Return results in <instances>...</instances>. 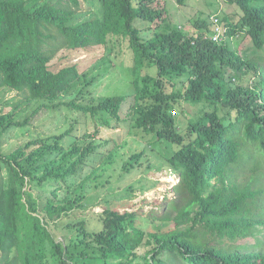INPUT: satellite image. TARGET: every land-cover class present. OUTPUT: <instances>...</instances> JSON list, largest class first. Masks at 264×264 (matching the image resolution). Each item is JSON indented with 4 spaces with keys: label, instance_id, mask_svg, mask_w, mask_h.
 I'll return each mask as SVG.
<instances>
[{
    "label": "trees",
    "instance_id": "16d2710c",
    "mask_svg": "<svg viewBox=\"0 0 264 264\" xmlns=\"http://www.w3.org/2000/svg\"><path fill=\"white\" fill-rule=\"evenodd\" d=\"M160 1L98 0L95 18L75 22L79 0H0V93L15 91L26 102L58 107L56 100L83 74L78 64L52 69L58 53L107 46L110 37L126 39L134 59L133 92L76 99L67 106L89 119L100 116L110 126L112 119L122 121V105L133 96L132 125L166 145L167 166L180 176L176 196L154 231L138 211L106 208L93 228L86 221L69 224L76 238L57 236L58 221L85 207L80 199L57 202L58 191L96 146L85 135V141L75 138L64 150L71 128L4 153V132L30 119L18 120L19 103L0 114V174L9 167L14 176L13 185L0 187V264H136L143 246L146 264H264V65L227 44L228 38L246 34L255 49H264V0H225L239 11L236 18L212 16L225 29L217 42L211 38L212 19L196 23L197 35L173 29L143 37L135 20L159 28L169 13ZM153 68L155 79L142 75ZM228 68L238 76L228 80ZM252 76L261 78L249 84ZM184 103L201 105V116L181 128ZM50 151H59L60 160H46ZM141 156L123 168L130 171ZM54 183L53 196L41 207L33 189L47 190ZM172 221L175 225L164 230Z\"/></svg>",
    "mask_w": 264,
    "mask_h": 264
},
{
    "label": "rangeland",
    "instance_id": "374dc122",
    "mask_svg": "<svg viewBox=\"0 0 264 264\" xmlns=\"http://www.w3.org/2000/svg\"><path fill=\"white\" fill-rule=\"evenodd\" d=\"M42 1L46 0H32V2ZM47 1L65 2V0ZM79 1L81 7L75 22L97 16L98 0ZM160 2L167 4L169 13L166 22L159 28L156 24L140 18L135 20V25L142 30L143 37L150 38L157 31L168 33L173 29H182L189 35H197L198 21L210 22L213 15H219L222 19L227 15L236 18L234 13L239 11L237 6L230 5L225 0H161ZM111 38L107 46H96L89 51L64 49L52 60L50 66L54 70L72 64H78L83 70L80 80L56 100L55 103L60 104L58 107H41V101L26 102L25 96L15 91L0 93V114L14 110L20 103L21 107L16 111L18 120L25 121L27 117L30 118L27 125L13 126L4 132L1 139V149L4 153H11L35 138L54 136L71 128H73L72 133L63 142L64 150L71 147L75 138L82 137L85 141V135H88L86 140L94 142L96 146L95 151L86 159L85 165L77 174L63 182L58 191L57 202L65 203L70 199H80L85 204L83 208L76 207L66 213L55 226L56 235H65L69 240L78 236L77 230L74 227L69 228V224L86 221L89 227L93 228L99 223L98 215L106 208H115L120 212L138 211L145 227L149 231H154L155 224H162L159 217L164 215L168 201L175 198L174 186L180 181V176L172 173L167 166L166 154L169 155L170 151L166 145L160 146L154 136L132 125L128 113L134 103L133 96L127 98L122 105L120 112L122 121L112 119L110 126H106L100 116L89 119L82 112L67 106L68 102L76 99L88 102L91 97L133 92V75L130 68L134 65V59L129 42L123 38ZM227 44L244 57L256 58L264 65V49L261 51L255 49L248 35L241 34L228 38ZM142 75H151L155 79L157 72L155 68L145 69ZM237 76L235 71L227 69L228 80ZM260 78L261 76H252L249 84ZM151 82L150 85H153ZM233 82L236 84L238 81L233 80ZM244 83H247V80ZM200 107L201 105L184 103L185 113L178 114L181 128H185L192 119L201 116ZM58 152H48L45 159L60 160L61 154ZM140 154L142 156L138 162H135L134 168L130 171L123 168L132 157ZM111 156L113 159L109 160ZM261 171L264 173V166L261 167ZM247 174H250L249 170ZM261 181L264 182V177ZM13 183L14 176L11 169L4 167L0 174V187L7 188ZM53 186L56 188L57 185L54 183L47 190L33 189L41 207L49 196H53L50 193L54 189ZM174 225L175 222L172 221L163 229L166 230ZM147 251V246L139 249L140 257L136 264H146Z\"/></svg>",
    "mask_w": 264,
    "mask_h": 264
},
{
    "label": "built area",
    "instance_id": "2783aa9c",
    "mask_svg": "<svg viewBox=\"0 0 264 264\" xmlns=\"http://www.w3.org/2000/svg\"><path fill=\"white\" fill-rule=\"evenodd\" d=\"M215 26L214 29L215 31L213 32V34L211 35L212 40L214 41H222L223 40V34L225 32L224 27L222 26V24L220 23V19L217 17H213L212 18Z\"/></svg>",
    "mask_w": 264,
    "mask_h": 264
}]
</instances>
